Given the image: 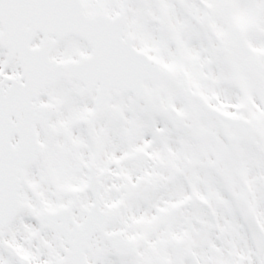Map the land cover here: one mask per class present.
Here are the masks:
<instances>
[{
	"label": "snow or ice",
	"instance_id": "snow-or-ice-1",
	"mask_svg": "<svg viewBox=\"0 0 264 264\" xmlns=\"http://www.w3.org/2000/svg\"><path fill=\"white\" fill-rule=\"evenodd\" d=\"M0 264H264V0H0Z\"/></svg>",
	"mask_w": 264,
	"mask_h": 264
}]
</instances>
